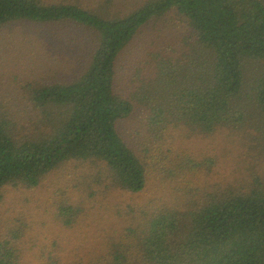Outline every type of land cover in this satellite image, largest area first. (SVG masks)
<instances>
[{
    "label": "trees",
    "instance_id": "obj_1",
    "mask_svg": "<svg viewBox=\"0 0 264 264\" xmlns=\"http://www.w3.org/2000/svg\"><path fill=\"white\" fill-rule=\"evenodd\" d=\"M174 12L192 30L187 44L175 42L180 50L172 55L164 48L155 56L143 50L147 65L155 61L154 84L137 98L150 106L149 127L167 121L206 137L241 126L252 106L264 131V68L251 78L246 70L247 64H264V0H141L128 14L67 0H0V28L66 22L91 33L87 62L72 81L28 90L34 106L54 118L48 128L16 136L0 106V190L35 188L71 161L102 164L111 186L131 194L143 190L144 164L118 132L133 104L117 93L115 80L143 27ZM232 190L211 194L179 218L173 211L156 214L143 229V261L115 257L109 264H264V180ZM61 210L67 223L77 217L70 207ZM15 253L0 243V264H18Z\"/></svg>",
    "mask_w": 264,
    "mask_h": 264
},
{
    "label": "rangeland",
    "instance_id": "obj_2",
    "mask_svg": "<svg viewBox=\"0 0 264 264\" xmlns=\"http://www.w3.org/2000/svg\"><path fill=\"white\" fill-rule=\"evenodd\" d=\"M67 1L119 14L141 4V0ZM191 33L186 19L171 13L146 24L121 59L115 87L132 102L133 112L118 124V132L144 164L145 186L140 193L111 186L102 164L82 161L61 165L35 188L0 190V243L18 251V264H109L115 257L142 262L141 240L147 235L143 229L156 214L173 211L179 218V213L196 211L211 194L264 180V131L252 106L241 126L206 137L167 121L161 124L163 130L147 124L150 106L139 104L137 98L154 84L155 61L147 65L143 50L152 56L158 48L175 54L180 50L175 42L186 45ZM90 34L66 22H15L0 28V106L16 136H36L53 123L52 116L34 106L28 90L72 81L87 62ZM263 68L258 62L247 64V77ZM174 168L180 170L174 173ZM67 207L77 212L72 223L61 210Z\"/></svg>",
    "mask_w": 264,
    "mask_h": 264
}]
</instances>
